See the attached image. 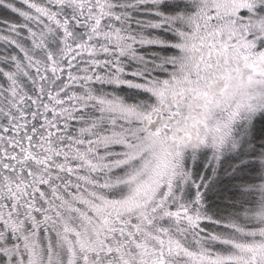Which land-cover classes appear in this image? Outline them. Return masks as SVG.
I'll return each instance as SVG.
<instances>
[{
  "label": "snow or ice",
  "instance_id": "snow-or-ice-1",
  "mask_svg": "<svg viewBox=\"0 0 264 264\" xmlns=\"http://www.w3.org/2000/svg\"><path fill=\"white\" fill-rule=\"evenodd\" d=\"M0 264H264V0H0Z\"/></svg>",
  "mask_w": 264,
  "mask_h": 264
}]
</instances>
